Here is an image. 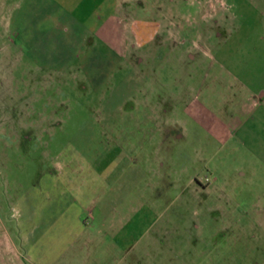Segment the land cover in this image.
Masks as SVG:
<instances>
[{
  "label": "rangeland",
  "instance_id": "obj_1",
  "mask_svg": "<svg viewBox=\"0 0 264 264\" xmlns=\"http://www.w3.org/2000/svg\"><path fill=\"white\" fill-rule=\"evenodd\" d=\"M6 9L0 16V203L18 215L5 223L18 222L21 198L35 190L41 199L48 187L63 184L86 203L112 185V162H139L146 177L136 186L120 179L115 186L130 188L126 203L141 202L147 223L155 221L141 264H264V210L258 209L264 174H239L247 158L223 131V101L226 108L234 104L238 84L220 68L231 63L260 72L264 0L131 1L119 9L126 14L111 37L94 40L107 68L100 76L49 70L21 56L3 22ZM143 89L147 108L135 101ZM156 105L168 110L167 122L180 124L181 138L167 130L176 122L166 126L164 143L139 126V114ZM153 231L163 234L156 242Z\"/></svg>",
  "mask_w": 264,
  "mask_h": 264
},
{
  "label": "crops",
  "instance_id": "obj_2",
  "mask_svg": "<svg viewBox=\"0 0 264 264\" xmlns=\"http://www.w3.org/2000/svg\"><path fill=\"white\" fill-rule=\"evenodd\" d=\"M131 1L141 2L0 0V16L5 12L2 10L8 8L9 19L3 22L10 24L13 46L21 56H28L49 70L77 68L100 76L99 72L107 68L101 62L104 53L96 48L94 40L111 37L116 21L118 24L124 21L125 16L121 14L126 12L121 13L119 9L127 7ZM256 54L264 58V50ZM261 64L256 74L238 70L231 63L220 64L223 73L238 84L230 99L234 104L226 108L223 101V131L226 139L237 143L235 150H241L247 158L239 166L241 176L264 174V63ZM129 98L130 94L125 95L123 101L128 102ZM138 99L135 101L147 108L149 100L144 89ZM118 104L121 103L114 108ZM170 118L163 105H156L149 112L142 111L137 123L149 129L147 135L153 132L160 143H164L166 126L176 122H167ZM176 123L177 127L167 129L172 132L170 138L183 136L180 124ZM111 169L115 174L112 185L85 204L77 203L63 184H57L56 189L48 187L42 197L38 195L41 199L33 190L21 198V217L15 225H10L5 220L17 216L18 209L13 207L7 211L0 203V264H141L142 252L150 245L147 244L149 227L152 224L153 228L155 221L147 223L141 202L134 207L126 203L130 188L124 192L118 190L121 185H115L120 179L127 186H136L146 173L139 162H112ZM47 175L45 173L43 180ZM93 179L98 183L103 181L101 176ZM58 183L61 184L60 180ZM258 209L262 211L264 206ZM155 231L150 239L156 242L163 234Z\"/></svg>",
  "mask_w": 264,
  "mask_h": 264
}]
</instances>
